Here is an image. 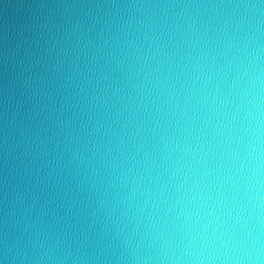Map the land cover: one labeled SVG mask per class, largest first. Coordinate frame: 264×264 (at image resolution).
<instances>
[{"label":"clouds","instance_id":"obj_1","mask_svg":"<svg viewBox=\"0 0 264 264\" xmlns=\"http://www.w3.org/2000/svg\"><path fill=\"white\" fill-rule=\"evenodd\" d=\"M0 264H264V0H0Z\"/></svg>","mask_w":264,"mask_h":264}]
</instances>
